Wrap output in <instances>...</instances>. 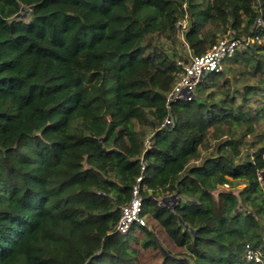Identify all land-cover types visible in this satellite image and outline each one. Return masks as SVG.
I'll list each match as a JSON object with an SVG mask.
<instances>
[{
  "label": "trees",
  "instance_id": "1",
  "mask_svg": "<svg viewBox=\"0 0 264 264\" xmlns=\"http://www.w3.org/2000/svg\"><path fill=\"white\" fill-rule=\"evenodd\" d=\"M259 18L264 0H0V264H139L133 243L160 252L156 264H253L247 244L264 249ZM227 26L253 42L169 111L177 63ZM177 42L191 53L177 56ZM140 176L143 215L179 253L147 226L116 232ZM168 196L174 207L159 204Z\"/></svg>",
  "mask_w": 264,
  "mask_h": 264
},
{
  "label": "built area",
  "instance_id": "2",
  "mask_svg": "<svg viewBox=\"0 0 264 264\" xmlns=\"http://www.w3.org/2000/svg\"><path fill=\"white\" fill-rule=\"evenodd\" d=\"M257 27H264V21L259 18L256 21ZM229 30V34L235 32ZM253 42L251 38L238 40L232 37L220 39L210 50L202 55H191L188 62L179 61L177 63L179 72L176 82L167 96L166 108L170 111L171 105L177 102H190L195 98L198 85L210 74L222 71L223 63L231 58L237 50ZM173 119L168 116L162 127L172 125ZM151 141H146V147L150 148ZM258 181L264 194V171H258ZM142 176L137 178L136 184L132 188V197L129 203L121 208V217L116 226V232L120 235H127L133 227L147 226V216L143 215L144 199L142 196ZM225 188H230L225 185ZM171 200H176L172 197ZM158 199L159 204L166 202ZM264 242V238H263ZM245 255L248 262L253 264H264V249L247 244Z\"/></svg>",
  "mask_w": 264,
  "mask_h": 264
},
{
  "label": "rangeland",
  "instance_id": "3",
  "mask_svg": "<svg viewBox=\"0 0 264 264\" xmlns=\"http://www.w3.org/2000/svg\"><path fill=\"white\" fill-rule=\"evenodd\" d=\"M183 27L180 29V31H183L185 28V22L182 23ZM229 32L228 34L225 35L224 38H230ZM180 41H182V37L180 36ZM181 43V42H180ZM173 52L176 53L177 56H184L186 55V53H191L188 49H183L182 46L177 42V45L173 46ZM180 60V59H178ZM237 189H240V186L237 187ZM161 201H163L164 199H166L167 201L162 203V205H167L169 207H174L177 203L176 200H171L172 197L168 196V197H161L159 198ZM147 227L152 228L156 234V236L158 237V239L160 240V242L162 243V245L166 248H168L169 250H171L174 253H179L181 250L177 249L174 244L170 241V239L168 238V236L166 235L165 231L163 230V228H161L158 223H156L150 216H147ZM141 234H138V237H140ZM132 246L138 247V249L140 250V254H139V264H156L161 260V254L160 252H158L157 250L154 249H142L138 243H133Z\"/></svg>",
  "mask_w": 264,
  "mask_h": 264
}]
</instances>
